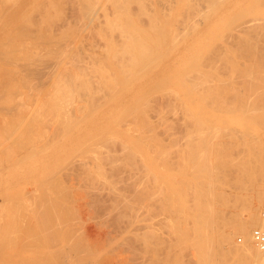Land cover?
Masks as SVG:
<instances>
[{
    "label": "bare ground",
    "instance_id": "obj_1",
    "mask_svg": "<svg viewBox=\"0 0 264 264\" xmlns=\"http://www.w3.org/2000/svg\"><path fill=\"white\" fill-rule=\"evenodd\" d=\"M246 1H248V4ZM246 1L244 0V3L243 0H0V152L2 151L1 155L3 156L4 153L8 155L5 156L7 158L10 157V160L13 157L11 156L13 152L16 155L18 153L17 151H22L21 153L23 154V157L20 156L22 154H18V156L14 155L12 159L15 161L12 163V166L6 165V167L4 165L6 163H0V168H25V165L28 167L29 163L31 165L33 162L32 164L34 166H29L34 170L39 171L40 169L42 171L41 166L44 164L47 167L50 165L48 163L52 161L49 166L52 170L47 167L49 173L54 171L53 169L56 167L55 164L58 163L57 159H59V155L64 154L60 160L63 162L66 161L67 163L69 161L70 163L73 162L74 165L79 163V160L76 161L79 159L77 156L83 157L82 159L86 158L85 160H80L83 161L81 164H84V166L87 165L85 170L83 165L79 163L81 169H83L82 171L85 172L88 169V164L94 159L99 169H103H100L101 172L104 171V174H102H107L105 177L108 176L109 171L111 172L113 177L110 174V180L109 178L106 179L111 184L107 183L110 185L105 186L103 183L102 186L104 187L101 186L99 188L100 183L99 185L97 184L98 177L94 179L96 176L90 177L91 174L87 176L83 172H79L81 173V177H76L75 179L81 178V181H83V173L90 181V178L94 179V183L93 181L90 182V185L92 187L94 186V188L96 181L98 185L97 192L104 196L106 194L108 198L105 197L110 200L109 204L111 206H108L109 204L107 205L106 203L108 202H106L104 203V207L107 205L108 209L111 207V210L114 209L116 211V215L119 216L117 217L114 214L116 220L119 218L117 222L121 221V217L123 222L125 221L127 223L124 229L122 226H125V223L121 225V229L124 230L123 232L117 231L121 229H116L115 231L121 232L125 236L126 233L129 234L130 231L132 232L130 229L132 227L137 232V228L135 227L138 226L140 230V227L142 229L147 226L144 228L145 232H143L145 234V240L149 245V248H146L151 249L153 252L154 264H186L184 255L189 248L195 250V256L193 253V257H196L195 262L197 264H264V252L261 251L253 238L256 229L262 225L260 210L264 206V47H258V44L261 43L260 40L257 43L256 40L258 38L254 37L256 39L254 40L252 37L253 32L250 31L251 29L255 32L257 31L256 34L259 37L258 28L255 29V26L257 27L258 20L260 19L262 21L264 17H257V19L254 17L255 22L250 20L252 23L248 27L250 29L249 31L248 28L244 29V26L242 27L241 25L245 31L244 34L241 32L234 33L237 37V40L235 39L237 43H234V45L239 43L240 48L237 49L233 45L230 46L228 44L224 46L225 48H216L217 46L215 45V43L222 42L226 38L224 35L227 34L223 31L224 29L222 30L225 22L229 20L228 25H231V31L237 29L236 25L233 28L237 20V18L234 19L235 16L226 20L233 10L247 7L250 4L253 7H257V9L259 8V11L264 6V0ZM180 3H183L181 7H179ZM242 3L246 6H242ZM65 5L68 6V11H66ZM135 5L138 10L134 9L133 11V8L136 7ZM187 8L188 10H186ZM136 10L137 12L140 11V13H134L136 14L134 15L132 12ZM186 11L188 13L187 15L190 12L196 15L198 13L201 19H197L198 21L192 20L193 17H191V14L187 16L185 14ZM176 13L178 16L175 19L170 18V16ZM232 14L236 15L235 12ZM141 17H147L149 21L146 20L147 22H145L148 26L145 25L144 27V23H141L143 22L141 21ZM179 20L182 22L181 25ZM239 20H242V18H239ZM261 21H259V25L262 23ZM245 23L250 24L249 21ZM248 25H245V27ZM261 25H264V22ZM261 25L260 28L262 27L264 30V26ZM147 27H149V31ZM169 41L173 43L169 44L170 48L168 46L165 48V45ZM193 43L194 45H192ZM213 50V53L218 52L217 54L221 58H223L222 55H227L228 63L231 64L228 67L231 68L233 74L236 72L240 74L241 71H244L245 75L242 74L241 76L245 77V79L239 82L228 75L227 77L220 76L216 69H212L213 71L211 70V72L214 73L217 71L216 73L219 75H211L212 73L209 72L210 74H208L203 71V75L206 73L205 77L203 75L201 77L197 75L198 78H196L193 71L195 69L197 70V64H199L198 67L201 66L200 68L205 64L200 59H207L204 55L212 53ZM239 55H242V57L248 60H245L246 62L239 60ZM199 60L202 61L200 62L201 65L197 63ZM224 60L227 61V59ZM228 63L226 62L227 65ZM212 66L215 67L214 65ZM173 69L174 71L177 69L175 72L178 73H173ZM198 70L200 69L198 68ZM249 71L253 74H248ZM192 74L195 76L193 77L194 79L192 78ZM178 75L182 76L181 79H179ZM172 78L177 85H175L176 83ZM236 78L238 77L236 76ZM168 81L170 85L174 84L175 86H179V89L183 86L185 87V89L182 88L183 90L187 88V91H184L187 92V95H184L185 93L181 92L180 94L174 88L169 90L165 87V90L171 91L170 96L174 99H178L179 96V99H181L184 96L180 101L183 100L184 102L185 98H187L184 106L187 105L185 103L190 104L189 109L186 110L189 111L187 113L188 115H186L188 116L187 120L189 123L186 125L187 128L184 136H182L185 138V141L181 137L184 144L179 141L177 143H181L182 145L176 144V148L173 145L164 143L163 139L161 140L159 138V134L161 133H158L157 130V132L154 131L158 128H154L156 124H153L154 126L150 128L153 119H151L149 111H153L150 108H153L152 100H154L151 91L156 90L155 92L157 93L160 85L159 91L165 84V86H168ZM180 81L181 84L179 85ZM151 84H153V87L148 89V86L150 87ZM154 85L158 87H154ZM146 86L147 89L145 88ZM168 87L170 88V86ZM165 90H161V92ZM166 93L164 92L162 94ZM168 93L167 95H169ZM134 95H137L135 99L134 97L132 98ZM182 103H180L181 106H183ZM157 108H161V111ZM162 109L165 112L164 115H167L166 108L155 107L156 111L154 113H156V116H154V113L153 116L154 118L157 117V119H154V121L158 120L160 123H164L166 127L172 124L171 126L173 127V123L170 120L172 117L169 114L164 117L162 115ZM174 114L177 115V113ZM176 115H173V117H176ZM166 119H169L168 121H171V124H168V122L166 125ZM52 124L53 126L50 127ZM147 128H150V130L153 128L154 130H151L152 132L147 130L149 131L147 133L145 132ZM167 130L169 134H172L171 130L166 128ZM135 131L139 132L138 136L140 138L138 136L134 137V133L132 132ZM131 134H133V138L130 137ZM171 134L169 138L174 135V133L173 135ZM173 138L171 137L170 139ZM172 147L173 150L171 149ZM171 150L175 153L174 156L176 158L172 156ZM11 151L13 152L10 155L9 152ZM44 153L45 156L46 153H50V157H54L53 159L50 157V159H46L44 157L45 161L47 160V165L45 163L40 164L43 159L42 154L44 155ZM29 154H31V157ZM40 154L41 156H39ZM73 154L77 157L76 159H73ZM33 155L34 157H32ZM35 155L39 162L38 160L36 161L41 165H38L40 166L39 169L35 166L37 164L34 161L36 159ZM68 155H71L72 161L69 160L70 158H66ZM24 157L25 159L27 157L29 161L26 159V162ZM39 157L40 159L42 157V159L40 160ZM21 158L22 160H20ZM9 159L7 160L9 161ZM16 159H19L20 162H16L19 161ZM54 159L57 160H55V163ZM105 159L108 162L106 163L109 165L108 168H110L107 171L108 173H105L104 170H108V168H105L102 164L103 162L105 164ZM1 160L4 161L3 157L0 158V162H2ZM63 162H59L60 164L58 163V165H63ZM17 163L20 167L15 166ZM79 165L76 168H80ZM61 168L59 167V169ZM124 168H129L130 174L127 173L128 169L123 170ZM130 168L138 170L142 168L143 170L140 169L141 171H138L133 169V172ZM153 168H161L162 171L155 169L157 173L152 172L154 171ZM90 171L88 172L92 173ZM46 173L44 174L46 175ZM55 173H59L57 174L59 175L57 178H60V173L63 174L64 172L59 170ZM149 173L154 175L153 179L151 178V184L155 183V188L160 187L161 192L160 190L158 192L159 188H156V192L161 193L159 194L161 198L157 196L158 193L156 195V198H159L158 200L152 198L156 194L154 188V191L151 189L154 184H147H150ZM5 174L8 175V171ZM75 174L77 173L74 172L73 175ZM126 174L127 178L125 177ZM38 175L36 176V180H39ZM160 175L161 178H159ZM3 176L4 178L6 177V175ZM52 176L49 177L50 179L55 177V181L51 179L52 182H58L60 180L57 181L56 176ZM87 177H84L85 181L88 180ZM9 178L8 176L6 177V179ZM49 178L47 179L49 180ZM102 179L103 182H106L104 178ZM128 179H132L131 185L130 182L126 184L135 186H132L133 190L135 189V194H132L139 205L148 207L150 209L148 213L158 211L156 212L157 214H164L165 217L161 220L163 221L165 218L166 226L164 227H167L170 238H157L159 236L162 237V235L158 236V234H163L161 233L164 229L163 224L162 226L160 225L163 227L161 228V232L159 231L158 233L155 231V233L152 224L149 222L151 216L149 215L150 218L148 219L150 220L146 224L145 221L147 218L144 220V215L147 212L145 210L142 211L143 208L141 207V209L139 205L137 212V205L134 206L132 205L134 201L131 202L134 198L127 195L132 198V200H129V197L127 198L126 195L122 194V192H125V190L123 191L124 187H126L124 189H126L127 194L129 193L127 191L128 189L130 191L132 190V187L130 188L129 186L127 188L124 184V181ZM64 180L61 178L63 182L59 181L58 184L64 183ZM71 180L73 179L71 178ZM153 180L155 182H152ZM45 182L47 180L42 182L43 187L39 188L42 185L40 183L41 185L35 190L40 189V193L44 191L46 193L47 191L49 192L51 184L53 183L51 182L50 186L46 185V183L44 186ZM65 184L64 186L67 188L68 186ZM55 185L57 186V184ZM69 187L71 188V186ZM92 187L89 186V188ZM101 188L106 189V193H104V190H100ZM75 190L77 189L75 188ZM53 191L49 193L51 197L54 196ZM60 192L62 194L55 196H60L59 198L61 199V196L64 195L62 197L64 199L66 198L65 203L70 198L72 199V197H68L71 193L67 194L70 190L68 192L67 190L64 192L59 191L58 193ZM78 192L75 195H80ZM46 193L45 195H47ZM96 194L94 196H98V193ZM75 195H72L73 199ZM122 195L129 200L127 205L124 204L127 200H122ZM84 196L85 194H83L82 198ZM90 196L93 195L91 194ZM104 196L100 198V200H103L101 203L104 202V198H102ZM58 197L56 199L53 198V200L48 195L44 200L39 199V202L42 200L40 203L37 201L39 206L41 204L43 210L39 207L34 208V211L41 209L39 214L36 211L34 215L36 220L39 223L42 221V223L40 226V224L38 225L34 221V225L40 227L38 228L36 226L35 231L32 229L31 232L34 231L33 235L29 234L30 239H27L26 242L24 241L25 243L23 244H31L32 247V245H39H37L39 239L46 241L48 243L45 247L46 249L37 252L38 249L34 248L40 254L42 262L44 259L48 260L46 264H52L53 261H49L55 258L57 262H61L60 264H87V259L82 254L84 252L88 253L86 250L88 251L89 246L92 244V238L90 241V238L86 236L89 230L87 228L85 230L86 225L85 227H80L79 222H81V226L88 224V227H90V225L86 222L87 220L82 224V221L77 222L75 220L76 222H73L71 218H79L78 216L81 211L79 212L78 210L81 209L83 211L82 205L85 206V204H80L82 201H89V197L87 198L86 195L85 200H80L81 202H78L77 198H75L77 205H70V207L73 206L72 208L68 206L70 202H68L69 204L62 203L64 199L58 200ZM10 199H13V197ZM150 199L158 204L159 207H155L157 204L154 203V207L156 209L160 208L162 210L161 213H159L160 209L156 210L153 207V203L152 207L149 208V204L151 203ZM160 200L161 204L159 203ZM34 203L31 202L33 205ZM49 203L52 208V204H56L54 207L55 211L52 212L51 208L50 213L48 212L49 210L46 211L48 207H45ZM60 203L61 205H65V208L62 206L63 209L69 208L71 212L72 210L70 209L74 208V211L78 212L74 213L72 211V215L70 212V215L65 212L63 214L67 213L66 215L71 217L69 219L63 218L62 216L64 215H62ZM121 204L123 206L125 205L124 207L128 210L127 212L121 209L124 208L123 206L118 207ZM57 205L59 209H57ZM117 208H120L119 212H117ZM152 208H154L153 211ZM104 209L108 211V214L112 213L106 207ZM141 211L145 212L144 215L140 213ZM155 212L151 214L153 217L156 215ZM139 214H142L144 217ZM28 215H23V218L25 219ZM123 216L124 218H122ZM18 218H20V215ZM81 218L84 217L82 216ZM125 218L126 220H124ZM85 219L82 220L84 221ZM108 220L110 221V218ZM160 221L159 224L162 222ZM99 222L101 221L99 220ZM13 223L15 224V221ZM93 224L96 225L98 222ZM156 224L157 222L155 224L153 223V225ZM22 225L18 226L22 228L24 226ZM98 226L100 227L98 228ZM98 226H94V229L98 228L97 230H101L100 223ZM112 226L113 224L110 227L106 226L108 229L110 228V233H107L108 230L106 232L104 231L102 233L104 235L102 236L105 237L106 233V236L111 237L114 230L112 229L111 231V228L114 227ZM156 227L160 228L159 226ZM5 228H1V230L3 229L5 231ZM20 228L18 230L23 232L24 230ZM6 230H10V228L7 227ZM26 230L28 231L29 229ZM100 230L97 232H100ZM100 233L95 234L96 236H100ZM12 234H14V231H12ZM23 234L19 237L22 238L24 236ZM154 234L157 235V237H154L157 238V241L160 239L159 242H156L153 238L155 240L153 241L156 242L153 243L152 239H150L151 235ZM2 235L4 234L2 233ZM27 235L28 232H26L25 236ZM31 235L34 239L31 238ZM14 236L16 235L14 234ZM143 236L141 235L144 240ZM92 237L94 236L92 235ZM100 237L97 238L100 239ZM97 238L95 237L93 239ZM105 238L104 241L101 240L103 245L106 241ZM22 239L25 240V237ZM98 243V245H101L100 242ZM95 244L92 245L98 247ZM112 244L110 243V245ZM147 244L145 246H148ZM161 245L165 246V248L162 246L165 249L163 255L161 252L163 248L160 249ZM98 248L100 249V246ZM98 248L95 249L97 250ZM99 249L96 251L97 253L95 252L96 255H99ZM37 253L35 254L37 255ZM89 253L87 255L90 256L93 251ZM35 254L31 255L33 256ZM17 255L15 254V256ZM113 255L115 256V254ZM8 256H5L6 259L10 257ZM32 256H27L29 258L27 262L23 259H19L18 261L14 259L15 263L11 264H38L37 261H41L38 260L39 258L37 256L39 255L36 256L38 258L37 261L34 258L32 259ZM91 256L92 258L93 256L95 257V255ZM17 257L20 256L18 255ZM111 257L105 259L108 258L105 255L103 260L110 264L111 261H108L110 259L112 260ZM119 261L116 259L117 263ZM88 263L91 264L92 262L89 261Z\"/></svg>",
    "mask_w": 264,
    "mask_h": 264
},
{
    "label": "rangeland",
    "instance_id": "obj_2",
    "mask_svg": "<svg viewBox=\"0 0 264 264\" xmlns=\"http://www.w3.org/2000/svg\"><path fill=\"white\" fill-rule=\"evenodd\" d=\"M172 1H175V0H172ZM177 1V0H176ZM246 1V0H245ZM243 2H244V0H243ZM247 2V4H248V1H246ZM175 3V2H174ZM245 3V2H244ZM183 5V3H180V6L179 7H181ZM245 4H243L242 3V6H244ZM66 6V11H68L69 10V8H68V6L67 5H65ZM136 6V5H135ZM246 6V5H245ZM249 6V7H248ZM247 7H243V8H237V9H235V10H233L230 14H229V16H228V18H226V20H228V19H230V18H232L233 16H235L234 17V19H236L237 18V20H236V23H234V27L233 28H235V25H236V28L237 29H233L234 31H231L232 30V27H231V25L229 26L228 24H229V20L227 21V22H225V25H224V27L222 28V30L225 32V34H227V35H224L226 38H224V42L222 43L221 41H219V42H217V43H215V45L217 46H215L216 48H218V47H220V48H223L224 46H226V44H228V45H233L234 47H236L237 49L238 48H240L239 46L240 45H238V44H235L234 45V43H237V42H235L237 39V37H236V35H234V33L235 34H237V33H245V31H244V29H247L249 26H251V23L254 21L255 22V20H254V17H255V19H257V17L258 18H263L264 17V10H263V8H264V6H263V8H261L259 11H258V9H257V7H253V6H251L250 4L248 5ZM134 7V6H133ZM259 7V6H258ZM67 8H68V10H67ZM245 8V9H244ZM250 8V9H249ZM252 8V9H251ZM255 10H254V9ZM134 9H137L138 10V8H137V6L135 7V8H133V11H134ZM248 9V10H247ZM257 9V10H256ZM137 10L135 11V12H132L133 14L134 13H140V11H138L137 12ZM186 10H188V8L186 9ZM241 10V11H240ZM243 10H244V12H243ZM262 10V11H261ZM247 11V12H246ZM258 11V12H257ZM190 12V11H189ZM233 12H235L236 13V15L235 14H232ZM239 12V13H238ZM263 12V13H262ZM67 13V12H66ZM138 13V14H139ZM241 13V14H240ZM185 14L187 15L188 13H187V11L185 12ZM184 14V15H185ZM191 14V17H193L192 18V20H197V19H201V17H199L200 15L197 13V15L195 14V13H192V12H190L189 13V15ZM194 14V15H193ZM238 14V15H237ZM241 15V17H239L240 15ZM134 15H136V14H134ZM185 15V16H186ZM189 15H187V16H189ZM193 15V16H192ZM255 15V16H254ZM257 15V16H256ZM145 16V15H144ZM178 15H177V13L175 14V15H173V16H170V18H172V19H175L176 17H177ZM195 16H196V18H195ZM243 16V17H242ZM263 16V17H262ZM227 17V16H226ZM245 17V19H243ZM252 17H253V19H252ZM144 20H143V19ZM239 18H242V20H239ZM186 19V18H185ZM264 19V18H263ZM263 19H262V21L259 19L258 20V22H257V24L256 25H258L257 27L255 26V29H257L258 28V33H259V37H258V35L256 34V32L255 31H253V29H249L248 28V31L250 30V31H252L253 32V38L255 37V38H258L257 40L254 38V40H256V42L257 43H259V40H260V44H258V47H264L263 45V43H264V38H263V34H264V30L262 29V27L260 28V25L261 24H263ZM147 17H141V21H143V22H141L143 25H144V27H145V25L146 26H148V24L146 23L147 21H149V20H147ZM181 20H183V19H181ZM181 20H179L180 22H181ZM239 20V21H238ZM252 22H251V21ZM146 21V22H145ZM198 21V20H197ZM238 21V22H237ZM250 22V24L249 23H245V22ZM259 21H261L262 23L259 25ZM241 22V23H240ZM149 23V22H148ZM227 23V24H226ZM238 23V24H237ZM182 24V22L180 23V25ZM224 24V23H223ZM243 24H245V25H248L247 27H245V25H243ZM254 24V23H253ZM150 25V24H149ZM241 25H242V27L244 28H242L241 27ZM231 28H229V27ZM261 26H264V25H261ZM260 28V29H259ZM149 29V27H147V30ZM238 29H241V30H238ZM254 29V30H255ZM149 31V30H148ZM260 31V32H259ZM231 33V34H230ZM233 34V35H232ZM255 35V36H254ZM235 37V38H234ZM252 38V39H253ZM230 39V40H229ZM236 39V40H235ZM229 40V41H228ZM244 40V39H243ZM232 41V42H231ZM226 42V43H225ZM263 42V43H262ZM171 43H173L172 41H169L166 45H165V48L168 46H170L169 44H171ZM244 44H246L245 42H243ZM223 44V45H222ZM225 44V45H224ZM242 44V43H241ZM192 45H194V43L192 44ZM191 45V46H192ZM227 45V46H228ZM170 48V47H169ZM225 48V47H224ZM260 49V48H259ZM258 49V51H260ZM215 50V49H214ZM214 50L212 51V53H208L207 55H204V57H207V59H205L203 56V58L204 59H200V58H202V57H200L199 59L200 60H202L205 64H203L202 66V68H200V67H198L199 66V64H197V63H200V62H202V61H200L199 60V62H197L196 64L198 65L197 66V70H198V68L202 71H200V70H196L195 69V71H193L194 73L193 74H195L196 75V78H198L197 77V75L198 76H200L201 77V75H203V71H205L206 73H208V74H210V73H212L211 75H213V74H217V75H219L220 74V76H224V77H227V75L228 76H231L235 81H241L242 82V80H244L245 79V77H243V76H241L242 74L243 75H245L244 74V71H241V73L239 74H237V72L236 71H234V72H236L235 74H233V71L231 70V68L230 67H228V66H230L231 64L230 63H228V57H227V55H222V57L223 58H221V56H219L216 52L215 53H213L214 52ZM262 51V50H261ZM264 51V50H263ZM169 52V51H168ZM213 56H212V55ZM217 56H219V57H217ZM240 57V58H239ZM239 57H238V59L239 60H241V61H243V62H246L248 59H246L245 57H242V55H239ZM217 59V60H216ZM224 59H227V61L226 60H223ZM246 60V61H245ZM197 61H198V59H197ZM212 61V62H211ZM217 61V62H216ZM231 61V60H230ZM209 62V63H208ZM226 62L228 63V65L226 64ZM242 62V63H243ZM248 62H250V61H248ZM247 62V63H248ZM217 64V65H216ZM222 64H223V66H222ZM230 64V65H229ZM200 65H201V63H200ZM206 65V66H205ZM212 65H214L215 67H213ZM244 65V64H243ZM205 66V67H204ZM211 66V67H210ZM213 67V68H212ZM178 69V68H177ZM177 69H175V71L177 70ZM214 70V69H216V70H218V73H216V72H211V70ZM248 69V68H247ZM179 70V69H178ZM212 70V71H213ZM249 70V69H248ZM173 71H174V69H173ZM173 72V73H178V72ZM197 71V72H196ZM220 71V72H219ZM225 71V72H224ZM232 71V72H231ZM252 71V70H251ZM251 71H249L248 72V74H253V73H251ZM210 72V73H209ZM229 72V73H228ZM231 72V73H230ZM245 72H247V71H245ZM253 72V71H252ZM205 73V74H206ZM192 74V75H193ZM205 74L203 75V77H205ZM223 74H226V75H223ZM172 76V75H171ZM179 76V75H178ZM207 76V75H206ZM236 76L238 77V78H236ZM181 77L182 76H179V79H181ZM193 77H195L194 75L192 76V78ZM230 77V78H231ZM171 78V77H170ZM174 78V77H173ZM172 78V80L175 82V80ZM229 78V77H228ZM194 79V78H193ZM169 80V79H168ZM195 80H197V79H195ZM169 82V81H168ZM172 82V81H171ZM167 83V82H166ZM176 83V82H175ZM168 84V86H170V88L168 87V86H162L161 88V90H165V87L166 88H168L169 90H172L173 88L174 89H176V90H178L179 91V93L181 94V92H183V93H185L184 95H187V92H184V91H187V88H186V90H183L182 88H184L185 89V87L183 86H181L182 88L181 89H179V86H175V85H177V83L174 85L173 83H171V84H173V85H170V82L169 83H167ZM181 84V81L179 82V85ZM158 87L157 85H154V87ZM161 86V85H160ZM160 86H159V89H160ZM151 87H153V84H151V86L149 87L148 86V89L149 88H151ZM146 89H147V86L145 87ZM155 89V88H154ZM159 89L157 90L158 92L156 93L155 91H151V93H152V97H153V99L154 100H152V107L153 108H150V110L152 109L153 111H149L150 113H149V115L151 116V119H153L152 120V125H150V128L151 127H153L155 124V127L154 128H157V129H151L152 131L154 130L155 132H157L158 131V133H161V134H159V138H161V140L163 139V141H164V143H166V144H168V145H173V147L174 148H176L177 146H176V144H178V145H182L181 143H183V140L181 139V137L182 136H184V133H185V130H186V125H188V116H186V115H188L187 113L189 112V111H186L187 109H189V106H190V104L189 103H185V104H187L186 106H184V102L186 101V99L187 98H185V101L183 102V100L182 101H180L181 99H183L184 98V96L183 97H181V99H179L180 98V96H179V102L180 103H182V105L183 106H181L180 105V103L178 102V99H174L173 97H171L170 96V93H171V91H167V89L165 90V91H162L161 92V90L159 91ZM166 91H167V93L169 94V95H167V93H166ZM160 92V93H159ZM166 93V94H162V93ZM183 93H182V95H183ZM157 95V96H156ZM162 95H164V96H162ZM181 95V96H182ZM135 96H137V95H134V96H132V98L134 97V99H135ZM170 96V97H169ZM139 97V96H138ZM155 97V98H154ZM137 98V97H136ZM158 99V100H157ZM169 100V101H168ZM175 100V101H174ZM165 101V102H164ZM160 102V103H159ZM171 102V103H170ZM178 102V103H177ZM164 103V104H163ZM170 103V104H169ZM156 104V105H155ZM160 106H159V105ZM167 106H166V105ZM154 105V106H153ZM172 105V106H171ZM169 106H171V107H169ZM181 106V107H180ZM155 107H162V108H166L165 110H167V115L165 114L164 115V113L165 112H163V109H162V112H163V114H162V112H160L164 117L165 116H168V114H169V116H171L172 118L170 119L171 121H172V123H173V127L171 126L172 124H171V121L169 122L167 119V122H166V125H167V123L168 124H171L170 126L169 125H167L168 127H166L165 125H164V123L162 124V123H160L158 120V122L157 121H154V119L156 120L157 119V117H155L154 118V116H156V113H154L157 109H159V108H157L156 110H155ZM186 111H184L183 109ZM172 110H174V111H172ZM159 111H161V108L159 109ZM169 111V112H168ZM177 113V115L176 114H174V113ZM180 112V113H179ZM182 112V113H181ZM185 112V113H184ZM155 115H154V114ZM173 113V114H172ZM172 114V115H171ZM183 114H185V115H183ZM154 115V116H153ZM173 115L175 116L176 115V117H173ZM183 115V116H182ZM153 116V117H152ZM186 116V117H185ZM182 117H184V118H182ZM166 118H168V117H166ZM170 118V117H169ZM173 118H174V121H175V123H174V121H173ZM186 118V119H185ZM177 119V120H176ZM185 120V121H184ZM187 121V123H185ZM155 122V123H154ZM185 123V124H184ZM151 124V123H150ZM154 124V125H153ZM184 124V125H183ZM190 125V124H189ZM53 126V124L50 126V127H52ZM159 126H161V128H159ZM168 128L169 130H171L172 131V134L171 135H173V133H174V135L173 136H171L173 139H170L169 138V131L167 130L166 131V128ZM150 128H147L146 129V131L145 132H149V131H147V130H150ZM171 128V129H170ZM175 128V129H174ZM160 129V130H159ZM165 129V130H164ZM150 130V131H151ZM157 130V131H156ZM162 130H164V131H162ZM151 131V132H152ZM160 131V132H159ZM170 131V132H171ZM174 131V132H173ZM138 132V131H137ZM136 131L135 132H132V133H134V137L135 136H138L139 135V132L137 133ZM157 133V134H158ZM166 133V134H165ZM175 133H176V135H175ZM137 134V135H136ZM163 134V135H162ZM182 134V135H181ZM132 135L133 134H131L130 135V137L131 138H133L132 137ZM178 136H180V137H178ZM139 137V136H138ZM162 137H164V138H162ZM130 138V139H131ZM140 138V137H139ZM182 138H184V137H182ZM136 139L138 140V138L136 137ZM169 139V140H168ZM134 140H135V138H134ZM140 140V139H139ZM166 140V141H165ZM172 140V141H171ZM175 141V142H174ZM181 142V143H177V142ZM184 141H185V138H184ZM173 142V143H172ZM184 144V143H183ZM143 145H145V144H143ZM176 146V147H175ZM147 147H148V144H147ZM173 147L171 148L172 150H173ZM149 148V147H148ZM150 150V149H149ZM171 150V151H172ZM12 152L13 151H11V152H9V154L11 155L12 154ZM18 152V153H17ZM16 153V155L18 156V154L20 155V154H22L21 152L22 151H17ZM2 154V151L0 152V158H2L3 157V159H4V161H2V162H0V163H6V164H4L5 166L6 165H10V166H12V163L15 161L14 159H12V158H14V152H13V155H11V156H13V157H11V160L9 159V158H7L6 156H8V155H6L5 153H4V156L3 155H1ZM15 155V156H16ZM24 155H26V154H24ZM49 155V156H48ZM50 153H46V156H45V153H44V155L42 154V156H43V159H42V157H41V159H42V161L40 162V164H42V163H45V165H47L46 164V162H47V160L45 161V158L44 157H46V159L47 158H49L50 157ZM53 156H56V155H54V154H52ZM64 154H62V155H59V159H57V157H55L57 160H58V163L60 162V163H62L63 161L62 160H60V158H62L61 156H63ZM74 155V154H73ZM175 155V153L172 151V156H174ZM21 157H23V154L22 155H20ZM19 156V157H20ZM27 156V155H26ZM29 156L31 157V154H29ZM28 156V157H29ZM38 156V155H37ZM39 156H41V154L39 155ZM48 156V157H47ZM75 156V155H74ZM72 156L73 157V159H76L77 157L79 158V159H77L76 161H78L80 164L81 163H83V161H80V160H85V159H82L80 156ZM32 157H34V155L32 156ZM71 155L69 156H67L66 158L68 159V158H70L69 160H71ZM5 158H7V159H9V161L11 162V164H10V162L7 160V159H5ZM18 158V157H17ZM36 158V159H35ZM35 158H33V159H35L34 161L37 163L35 166H37V169H39V167L41 166L38 162H39V160L37 159V157H36V155H35ZM51 159H53L54 157H50ZM49 158V159H50ZM64 158H65V156H64ZM65 158V159H66ZM172 158V157H171ZM174 158H176L175 156H174ZM24 159H25V157H24ZM23 159V160H24ZM26 159H27V157H26ZM26 159H25V161H26ZM39 159H40V157H39ZM40 159V160H41ZM56 159H54V163H55V160ZM7 160V162H8V164H7V162H5ZM13 160V161H12ZM16 160H19V159H16ZM20 160H22V158L20 159ZM20 160L19 161H16V162H20ZM28 160V159H27ZM30 160H31V158H30ZM36 160H38V162L36 161ZM56 160V161H57ZM64 160V159H63ZM29 161V160H28ZM31 161H33V160H31ZM45 161V162H44ZM62 161V162H61ZM65 161V160H64ZM68 161V160H67ZM72 161V160H71ZM76 161H74V162H76ZM105 161V164H104V162L102 163L103 164V166H105V168H108V164H106V163H108L107 161H106V159L104 160ZM15 162V163H16ZM23 162V161H22ZM27 162V161H26ZM48 162H50L49 160H48ZM52 162V161H51ZM51 162L50 163H48V164H50L51 165ZM24 163V162H23ZM29 163V162H28ZM33 163V162H32ZM31 163V165L32 166H34V164H32ZM54 163H52L53 165H54ZM58 163H56L55 164V166L56 167H58V168H56L55 166V169H53L54 171H52V172H49L48 173V168L47 167H49V166H47V167H45L44 166V164L41 166L42 167V171L39 169V171H37V170H34L33 168H31L32 166L30 165V163H29V165L31 166H29L28 165V167H26V165L24 166L25 168H21L19 165H18V163H17V165L15 164V166L17 167V166H19L20 168H5V167H3V168H0V230H1V228H5L6 226H7V224H8V228H10V230H6L7 229V227L5 228V231H3V229L0 231V264H9V262H10V264L11 263H15V260L14 259H16L17 261L19 260V259H23V260H25V262H27V259L29 260V258H27V256H29L30 255V257L32 256L31 254H35V253H37L39 250H44V249H46L45 247L48 245V243L46 242V241H44L43 239L41 240V239H39V241L37 242V245L38 246H35V245H32V247H31V244L29 245H26V244H23V243H25L26 242V240L28 239H30V235L29 234H32L33 235V233H34V231H35V229H36V226L39 228L40 226H41V223H42V221H40L41 223H39V221L38 220H36V218H35V213H36V211H38V214L40 213L39 211H41V209H42V207H41V204H40V206H39V204H38V202H39V199H43L44 200V198H46V197H48V195L50 196V198H54V196L55 195H59V194H62L61 192L60 193H58L59 191H65V190H67V192L70 190V192H68L67 194H70L68 197H72V199L70 200L69 199V201H68V198H67V201L68 202H70V204L68 203V202H66L65 203V200H66V198L64 199L63 197H64V195H62L61 196V199L58 197V200H62V199H64V201H62V203H65V204H69L68 206L70 207V205H72L73 204V206H75V204H76V199L75 198H77V200H78V202H81L80 200H85L84 198L86 197V195H87V198L89 197V201H82L81 202V204L80 205H82V204H85V206L84 205H82L83 206V211L80 209V210H78L80 213H82V214H80L79 213V220L78 219H74V218H71V220L73 219V222H79V221H82V224H84V222L86 221V222H88L89 223V225H90V227H91V225H92V227L90 228V227H88V224H84L83 226H81V222H79V224H80V227H85V225H86V227H85V230H86V228H87V230H89L87 233H86V236L87 237H89L90 238V241H91V238H92V244H99L98 242H100L101 243V245H98V247L100 246V249L96 246H94V245H90L89 246V248H88V251L86 250V252H88V253H83L82 255L84 256V258L85 259H87L86 260V262H87V264H90V263H88L89 261H91L92 263L91 264H109V263H107V262H105V260H103V258L105 257V255H106V257L108 256V258H105V259H109V257H111V255H113V254H115V256L113 255V257H111L112 258V260L110 259L108 262H110L111 261V263H113V264H152V262L154 261V257H153V252H152V250L150 251L148 248H149V245L147 244V241L145 240V234H144V232H145V230H144V228H146V227H143L142 229H141V227H140V230H142V231H140L139 230V228H138V226L137 227H135V228H137V232H135V229H134V227H132V228H130L131 230H132V232L130 231V233L129 234H125V236L124 235H122V233L121 232H117V231H124L123 229L126 227V224L127 223H125V221L123 222V219H121V217H120V220L122 221V223H120L121 221H118L117 222V220H119V218L116 220V211L113 209V210H111V207H109V209H108V206H111V204H109L110 203V200L109 199H107L108 197L106 196V194H105V196L107 197H105L103 194L101 195V193H99V192H97L98 191V185H99V183H100V185H99V188L102 186V184L103 185H110L111 183H110V181L108 182V180H106L107 178H109L110 176V174H111V172L109 171V169L110 168H108V170H106V169H104L105 170V173H108L107 171H109V173H108V176H106L105 177V175H107V174H105V175H103L104 173V171H102L101 172V170H103L102 168H100L99 169V167L95 164V162H94V159H93V161L92 162H90L89 164H88V169L89 170H91L92 171V173H89L88 171V169L84 172V171H82L83 169H81V165H83V167H84V170H85V167H87V165H85L84 166V164H81V165H79V163L77 164H75L74 165V163L73 162H71L70 163V161H69V163H67L66 161L65 162H63V165H58ZM59 163V164H60ZM98 163V162H97ZM2 164V165H3ZM22 164V163H21ZM20 164V165H21ZM25 164V163H24ZM66 164V165H65ZM70 164V165H69ZM95 164V165H94ZM3 165V166H4ZM38 165H40V166H38ZM77 165H79L80 166V168H76L77 167ZM14 166V167H15ZM23 166V165H22ZM64 166V167H63ZM69 166V167H68ZM70 166H73V167H70ZM75 166V167H74ZM78 166V167H79ZM90 166V167H89ZM95 166H96V168H95ZM7 167V166H6ZM59 167L61 168V169H59ZM49 168H51V167H49ZM73 168V169H72ZM16 169H17V172H16ZM30 171H29V170ZM36 169V168H35ZM44 169V170H43ZM76 169V170H75ZM126 169H128V171H127V173L128 174H130V170H129V168H124L123 170H126ZM132 171H133V169H135V168H130ZM143 170L142 168H139V170ZM148 169H151V168H148ZM161 170V168L159 169V168H153V170L154 171H152V172H156L157 173V171L156 170ZM45 170H47V171H45ZM51 170H52V168H51ZM62 171V172H64L63 174H65V175H63L62 173H60L61 175H60V178H57V177H59V175H57V174H59V173H55V172H58V171ZM135 170H138V169H135ZM138 170V171H139ZM140 170V171H141ZM152 170V169H151ZM7 171H8V175L7 174H5V173H7ZM25 171V172H24ZM37 171V172H36ZM47 172L46 173V175L44 174L45 172ZM90 171V172H91ZM131 171V172H132ZM138 171H136V172H138ZM162 171V170H161ZM19 172V173H18ZM77 173V174H79V175H77V174H75V175H73V173ZM79 172H83V173H86L87 174V176L89 175V174H91L90 175V177L92 176V177H94V176H96V177H94V179H96L97 177V179H98V181H97V184H96V181H95V188L97 187V189H95L94 188V186L92 187V185H90V182H92L93 181V183H94V179L93 178H90L91 179V181L88 179V177L86 176V175H83V173H82V176H84V177H87V179L89 180V183H88V180L87 181H85V179H84V177H83V181H81L82 179L81 178H77V179H75L76 177H81V173H79ZM88 172V173H87ZM94 172V173H93ZM134 172V171H133ZM132 172V173H133ZM24 173V174H23ZM28 173V174H27ZM103 173V174H102ZM126 173V172H125ZM131 173V174H132ZM159 173V172H158ZM20 174V175H19ZM39 174V175H38ZM43 174H44V176H43ZM56 174V175H55ZM92 174H95V175H92ZM161 174V173H160ZM3 175H6V177L8 176V177H10L9 179H6V177L4 178V176L2 177ZM16 175V176H15ZM38 175V178H39V180H36L37 179V176ZM56 176V180L58 181L59 179V181L60 182H63V181H61V178L64 180V183H66L67 184V188H65V186H64V183H59L58 184V182H54L55 181V177H53V176ZM62 175H63V177H62ZM14 176V177H13ZM26 176V177H25ZM53 177V179L52 180H54L53 182H52V180L49 178V177ZM150 176H152V177H150ZM12 177V178H11ZM111 177H113L112 176V174H111ZM110 177V178H111ZM125 177L127 178V174L125 175ZM153 177H154V175L153 174H150L149 173V178H150V184L149 183H147L148 185H152V184H154V185H152V190H153V188H154V190H155V192L157 191V189L156 188H159L158 189V192H159V190H160V187H156L155 188V186H156V184L155 183H152L151 184V178L153 179ZM14 178V179H13ZM47 178H49V180L47 179ZM71 178L73 179V180H71ZM100 178H101V180H100ZM102 178H104V180H106V182H103V179ZM110 178H109V180H110ZM159 178H161V175H160V177ZM80 179V180H79ZM93 179V180H92ZM27 180V181H26ZM42 180V182H44V180L46 181L47 180V182H45L44 183V186H45V184L46 185H49L50 186V183L52 182L53 184H51V187H50V189H49V192L47 191V193H46V191H44L47 195H45V193L44 192H42V193H40V189L39 190H37L38 191V193H37V191L35 190V189H38V187L39 188H41V187H43V183L42 182H40ZM77 180V181H76ZM155 180V179H154ZM152 181V182H155V181ZM5 183H4V182ZM7 181H9L8 183H7ZM17 181V182H16ZM48 181H49V184H48ZM112 181V180H111ZM115 181V180H114ZM131 181H132V179H128V180H126V181H124V184H125V186H127V188H129V186L131 185ZM35 182H36V184H35ZM130 182V185L129 184H126V183H129ZM39 185H38V184ZM41 183V184H40ZM57 184V186L55 185V184ZM84 183V184H83ZM93 183H91V184H93ZM107 183H110V184H107ZM113 183V182H112ZM7 184V185H6ZM65 184V185H66ZM87 184H89L88 185V187H86V185ZM24 185V186H23ZM52 185H55V186H52ZM49 186H47V187H49ZM69 186H71V188L69 187ZM89 186H91L92 188H94L93 190H92V188H89ZM132 186H134V185H132ZM132 186H130V188L132 187ZM22 187V188H21ZM102 187H104V186H102ZM135 187V186H134ZM75 188L77 189V190H75ZM124 188H126V187H124ZM123 188V191L125 190V192L123 193L122 192V194L123 195H126V197L128 198L129 196H127V195H130L131 197H133L134 198V196H133V194H135V189L133 190V187H132V190L130 191V189H128L127 191L129 192L128 194H127V192H126V189H124ZM148 188H150L149 186H148ZM53 189H55V191H53ZM71 189H72V192H73V190H75V192H73V194H72V192H71ZM79 189V190H78ZM14 190H15V192H14ZM31 190H33V191H31ZM87 190H89V191H87ZM100 190H104L105 192L104 193H106V189H104V188H101ZM153 190V191H154ZM19 191V192H18ZM35 191V192H34ZM50 191H53L52 193L54 194V196H52L51 197V194H49L50 193ZM78 191H80V192H78ZM90 191H92V192H90ZM152 191V192H153ZM24 192V193H23ZM30 192H32V193H30ZM33 192H34V194H33ZM80 193V195H81V198H80V195L78 194V195H75L76 193ZM95 192V193H94ZM158 192H156V194L154 195L155 197H152L154 200L155 199H159V198H161V196H159V194H161V193H158ZM160 192H161V190H160ZM22 193V194H21ZM25 193H27V195H25ZM89 193H90V195L92 194L93 196H90L89 195ZM96 193H98V196H94V195H97ZM126 193V194H125ZM133 193V194H132ZM157 193H158V195H157ZM18 194H21V195H18ZM42 194V195H41ZM65 194V193H64ZM67 194H65V195H67ZM83 194H85V196H84V198H82L83 197ZM100 194V195H99ZM132 194V195H131ZM13 195H15V196H13ZM72 195H75L74 197V199H75V201H74V199H73V196ZM89 195V196H88ZM123 195H122V200L123 199H126L127 201H125V205H127V202H129V200H132V198L131 197H129L130 199L128 200L125 196L123 197ZM159 196V198H156L157 196ZM11 196V197H10ZM77 196H79V197H77ZM101 196H104V197H102V198H104V202H102L101 203V201H103L102 199L100 200V198H101ZM12 198L13 197V199H10V198ZM56 196H55V198L54 199H56L57 198ZM94 197V198H93ZM99 198V200L97 201V199ZM95 198H97V199H95ZM151 198V199H152ZM33 201H32V200ZM37 199V200H36ZM53 199V200H54ZM107 199V200H106ZM150 199V204H149V208H151L152 207V205L155 203V204H157L155 201L153 202L152 200ZM7 200H10V201H7ZM34 200H36V201H34ZM52 200V201H53ZM57 200V201H58ZM88 200V199H87ZM109 200V201H108ZM21 201H23L22 203H21ZM38 201V202H37ZM42 200H40V202H41ZM123 201V202H124ZM134 201V203H132V205H134V206H136V210L139 208V206H140V208L142 207L141 205H139L136 201H135V198H134V200H132L131 202H133ZM31 202L32 203H34V202H37V203H34V205L33 204H31ZM39 202V203H40ZM106 202H108V203H106ZM122 202V203H123ZM158 202V201H157ZM88 203H89V205H88ZM104 203H106L107 205L105 206L109 211H111L112 213H113V211H115L113 214L112 213H107L108 211H105L106 209H104L105 207H104ZM121 203V202H120ZM137 203V204H136ZM153 203V204H152ZM159 203L161 204V200L159 201ZM2 204V205H1ZM4 204V205H3ZM38 204V205H37ZM131 204V203H130ZM155 204L153 205V207L155 206ZM12 205V206H11ZM23 207H22V206ZM51 204L49 203V204H47L45 207H48V209L46 208V211L47 210H49L48 212L50 213V210H51V206H50ZM53 205V208L55 207V205H54V203L52 204ZM59 205V204H58ZM58 205L56 206L57 207V209H59V207H58ZM77 205V204H76ZM88 205V206H87ZM124 205V206H125ZM139 205V206H138ZM13 206H15V207H13ZM50 206V207H49ZM62 206H64V208H65V205L63 204V205H61V203H60V207H62ZM72 206V207H73ZM81 206V207H82ZM123 205L121 204V206L119 205L118 207H122ZM123 206V207H124ZM158 206V204L155 206V207H157ZM41 208L40 210H36V211H34L36 208ZM45 207H44V210H45ZM72 207H70V208H72ZM86 207V208H85ZM154 207V208H155ZM159 207V206H158ZM161 207V206H160ZM23 208V209H22ZM35 208V209H34ZM50 208V209H49ZM53 208H52V212L53 211H55V208H54V210H53ZM86 210H85V209ZM143 208V210L142 211H144L145 210V212H147L148 213V211L150 210V209H148V207H142ZM141 208V209H142ZM145 208V209H144ZM147 208V209H146ZM154 208H152V211L154 210ZM262 208H263V206H262ZM261 208V209H262ZM20 209V210H19ZM28 209V210H27ZM77 209V208H76ZM116 209V208H115ZM118 209V211L117 212H119V209L120 208H117ZM121 209H124V210H126L125 209V207L124 208H121ZM156 209V208H155ZM160 208H158V209H156V210H159ZM24 210V211H23ZM43 210V209H42ZM70 210H72V211H74V208L73 209H70ZM86 212H85V211ZM147 210V211H146ZM32 211V212H31ZM72 211L70 212L69 211V208H67V209H63V207H62V215H64V216H62L63 218H70L71 216H68V215H66L67 213L69 214V212H70V214L72 215ZM78 211H74V213H77ZM128 210H126V212H127ZM140 212V213H142L143 215H144V213L145 212ZM11 212V213H10ZM19 212H20V214H19ZM26 212H28V213H26ZM51 212V213H52ZM65 212H67L66 214H63V213H65ZM90 212V213H89ZM121 212V211H120ZM137 212H138V210H137ZM155 211H153V213H154ZM156 212H158V211H156ZM155 212V213H156ZM162 212V210L160 209L159 210V213H161ZM260 212H261V210H260ZM7 213V214H6ZM14 213V214H13ZM34 215H32V214ZM147 213L143 216L142 214L140 215V216H142V217H144V220L147 218H150V216H151V220L150 219H146V224H147V222L149 221L151 224H152V228L154 229L153 231L155 232H158L159 233V231L161 232V228H163L164 226H166V222L164 221L165 220V218H164V220L162 221L161 219L163 218V217H165L164 216V214L162 213L161 215L160 214H157L156 213V215H154V217H153V215H151V214H153V213H151V212H149L148 213V215H147ZM22 214V215H21ZM27 214H29L28 215V217H25V219L23 218L24 216H27ZM54 214V213H53ZM69 214V215H70ZM84 214V215H83ZM116 216H115V215ZM11 215V216H10ZM20 215V218H18V216ZM24 215V216H23ZM66 215V216H65ZM109 215H111V216H109ZM118 215H119V213H118ZM150 215V216H149ZM30 216V217H29ZM38 216V215H37ZM84 217V218H81V217ZM109 216V217H108ZM156 216V217H155ZM10 217V218H9ZM33 217V218H32ZM94 219H93V218ZM105 217H107L106 219H105ZM113 217V218H112ZM117 217H119V216H117ZM159 217V218H158ZM15 220H14V219ZM22 218V219H21ZM86 218V219H85ZM96 218V219H95ZM110 218V221L108 220ZM122 218H124V216L122 217ZM157 218V219H156ZM18 219V220H17ZM21 221H20V220ZM24 219V220H23ZM81 219V220H80ZM82 219H85L84 221L82 220ZM91 219V220H90ZM101 221V222H99V220ZM105 219V220H104ZM163 222H161L160 220ZM23 220V221H22ZM26 220V221H25ZM41 220V219H40ZM76 220V221H75ZM89 220V221H88ZM98 220V221H97ZM124 220H126V218L124 219ZM143 220V221H144ZM157 220V221H156ZM7 221V222H6ZM13 221H15V224L13 223ZM36 222V224H40V226H38V225H34L35 224V222ZM107 221V222H106ZM142 221V222H143ZM152 221H153V223L155 224V222H157V224L156 225H153V223H152ZM159 221L161 222V224H159ZM19 222H21V223H19ZM24 222V223H23ZM27 222H28V224H30V225H28L27 224ZM71 223H73L72 221H70ZM69 222V223H70ZM98 222V224H96ZM113 222H115L116 223V225H120V227L118 228V226H116V225H114L115 223H113ZM127 222V221H126ZM142 222H140V223H142ZM148 222V223H149ZM26 223V224H25ZM93 223H95L97 226L99 225V223H100V225H101V230H100V232H97V231H99V230H97L100 226H98V228H96V229H94V226L95 227H97L96 225H94ZM108 223V224H107ZM113 224V228H111V231H112V229H114L113 230V235L112 234H110V235H112L111 237L110 236H106V233H105V237H110L113 241L112 242H114L115 240L116 241H118V242H120V243H118V242H114V243H116V244H114V246H112L113 244H112V242H111V239L110 238H105L104 236H102V235H104V234H102V233H104V231L106 232L107 230V233H110V228L108 229L107 227H110L112 224ZM119 223V224H118ZM125 223V226L123 225L122 227H123V229H121V225L122 224H124ZM21 224H23L24 226H25V228L23 229V227L22 228H20L19 226H21ZM107 224V225H106ZM162 224H163V227H161L162 226ZM10 225H11V227H10ZM19 225V226H18ZM94 225V226H93ZM110 225V226H109ZM161 225V226H160ZM5 226V227H4ZM18 226V228H16ZM28 226V227H27ZM34 226H35V228H34ZM103 226V227H102ZM107 226V227H106ZM116 226V227H115ZM155 226V227H154ZM156 226H159L160 228H158V227H156ZM22 229V230H24L23 232L22 231H19L18 229ZM25 229H29L28 231L26 230L25 231ZM34 230L33 232H31V230ZM116 229H121V230H117V231H115ZM166 229V230H165ZM14 231V234L16 235V236H14V234H12V231ZM15 230H17L18 231V233H17V231H15ZM82 230H84L83 228H82ZM94 230H95V232H94ZM134 230V231H133ZM139 230V231H138ZM164 230V231H163ZM162 230V232L161 233H163V234H158V236L159 235H162V237L161 236H159V237H157V235L156 234H154V235H151V237H150V239H152V241L155 239L156 240V242H159L160 241V239L162 238L163 239V237H164V239H168V238H170L169 236H170V234H169V232H168V230H167V227H164V229ZM7 231V232H6ZM9 231V232H8ZM144 231V232H143ZM16 232V233H15ZM26 232H28V235L27 236H25V234H26ZM30 232V233H29ZM92 232H94V233H92ZM128 232V231H127ZM139 232L141 233L140 235H139ZM155 232V233H156ZM168 232V233H167ZM4 234V235H2L1 236V234ZM24 233V234H23ZM90 233H91V235H90ZM98 233H100V236L99 235H97L96 236V234ZM117 233V234H116ZM119 233H121L120 235H119ZM125 233V232H124ZM136 233V234H135ZM12 234V235H11ZM21 234H23L24 236H22V238H24L25 237V240L24 239H22L21 237H19V236H21ZM133 234V235H132ZM31 235V238L33 237ZM90 235V236H89ZM92 235L94 236V237H92ZM107 235H109V234H107ZM122 235V236H121ZM135 235V236H134ZM139 235V236H138ZM141 235H144L143 236V238H144V240L142 239V237H141ZM169 235V236H168ZM157 237V238H160V239H158V241H157V238H154V237ZM10 237H12V238H10ZM26 237H28V238H26ZM35 237V236H34ZM87 237H85V238H87ZM97 238V237H100V239L99 238H97V239H93V238ZM105 238V242H104V245H103V242L102 241H104V238ZM113 237V238H112ZM123 237V238H122ZM137 237V238H136ZM172 237V236H171ZM8 238H10L9 240H8ZM18 238V239H17ZM102 238H103V240H102ZM120 238H121V240H123V241H121L120 240ZM139 238V239H138ZM154 238V239H153ZM15 239H16V241H17V244H16V241H15ZM32 239H34V238H32ZM126 239V240H125ZM18 240H19V243H18ZM94 240V241H93ZM95 240H96V242H95ZM102 240V241H101ZM140 240V241H139ZM154 240V241H155ZM11 241H13V242H11ZM15 241V242H14ZM21 241H23L22 243H21ZM25 241V242H24ZM153 241V243H156V242H154ZM106 242H108V243H106ZM121 242H122V244H121ZM105 243H106V245H105ZM110 243L112 244V245H110ZM117 243H118V245H117ZM148 245V246H145L146 244ZM152 243V244H153ZM95 244V245H96ZM107 244H108V246H107ZM143 245H144V247L146 248V247H148V248H144L143 247ZM153 245H155V244H153ZM10 246V247H9ZM28 246V247H27ZM29 246H30V248H29ZM44 246V247H43ZM104 246V247H103ZM116 246V247H115ZM118 246V247H117ZM165 248V246L164 245H161V248L160 249H162L163 247ZM41 247V248H40ZM94 247V248H93ZM101 247H103V248H101ZM109 247H111L110 249H109ZM113 247H114V249H113ZM32 248V249H31ZM34 248H37L38 250H37V252L34 250ZM95 248H98L99 249V252H98V254L99 255H96V251L98 250H96ZM163 248V250H161V252H162V255L164 254L163 253V251L165 250ZM30 249V250H29ZM90 249H93V250H90ZM106 249H108V250H106ZM113 249V250H112ZM148 249V250H147ZM190 249H192V248H189V249H187L186 251L187 252H185V255H184V257H185V262H186V264H197V262H195V260H196V257H193V253H194V256H195V250L194 249H192V250H190ZM95 250V251H94ZM14 251V252H13ZM19 251V252H18ZM90 251H93V253H91V255H95V257L93 256V258H92V256L90 255H87V254H90L89 252ZM101 251H102V253H101ZM105 251V253H103ZM106 251H108V252H106ZM112 251V252H111ZM114 251V252H113ZM116 251V252H115ZM136 251V252H135ZM139 251H140V253H139ZM144 251V252H143ZM13 252V253H12ZM17 252V253H16ZM21 252V254H19ZM33 252V253H32ZM96 252V253H95ZM165 252V251H164ZM11 253V254H10ZM17 255H19L20 257H17V256H15V254ZM132 253V254H131ZM84 254H86V255H84ZM104 254V255H103ZM110 254V255H109ZM2 255V256H1ZM11 257V255H12V257L10 258L9 256ZM15 256V258H13L14 256ZM37 255H39V256H37ZM37 255L35 254V255H33L32 256V259L34 258L35 259V261H37V259L38 260H41L40 262L39 261H37L38 262V264H40V263H44V264H46V262L48 261V260H46V259H44L43 260V262H42V259H41V257H40V254L39 253H37ZM118 255V256H117ZM139 255V256H138ZM8 256L9 258H7L6 259V257ZM22 256H24V257H22ZM38 258H37V257ZM88 258H87V257ZM102 256V257H101ZM117 256V257H116ZM131 256V257H130ZM22 257V258H21ZM89 257H91V258H89ZM120 257V258H119ZM18 258V259H17ZM122 258V259H121ZM195 258V259H194ZM4 259V260H3ZM12 261H11V260ZM90 259V260H89ZM97 261H96V260ZM101 259V260H100ZM113 259H115V260H113ZM116 259H117V261H119L118 263L116 262ZM144 259V260H143ZM9 260V261H8ZM14 260V261H13ZM57 259L55 258V259H53V260H51V261H49V262H52V264H60L61 262H57L56 261ZM124 260V261H123ZM191 260V261H190ZM34 261V262H35ZM45 261V262H44ZM102 261V262H101ZM107 261V260H106ZM36 262V263H37ZM104 262V263H103ZM116 262V263H115ZM135 262V263H134ZM155 262V261H154ZM154 262H153V264H154ZM190 262V263H189ZM110 263V264H111ZM49 264V263H48ZM51 264V263H50Z\"/></svg>",
    "mask_w": 264,
    "mask_h": 264
},
{
    "label": "built area",
    "instance_id": "obj_3",
    "mask_svg": "<svg viewBox=\"0 0 264 264\" xmlns=\"http://www.w3.org/2000/svg\"><path fill=\"white\" fill-rule=\"evenodd\" d=\"M260 218H261L262 225L256 229V231L253 234V238L256 244L261 249V251L264 252V206L261 209Z\"/></svg>",
    "mask_w": 264,
    "mask_h": 264
}]
</instances>
